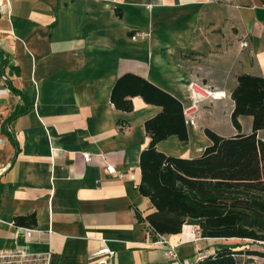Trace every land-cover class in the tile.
I'll return each mask as SVG.
<instances>
[{
  "label": "crops",
  "instance_id": "crops-1",
  "mask_svg": "<svg viewBox=\"0 0 264 264\" xmlns=\"http://www.w3.org/2000/svg\"><path fill=\"white\" fill-rule=\"evenodd\" d=\"M125 72L183 107L191 81L222 93L199 102L195 123L185 122L187 142L171 134L156 143L166 154H200L211 143L206 127L250 132V116L238 117L240 130L232 124L230 93L239 74L264 76V0H8L0 12V249L50 251L47 263L32 264H99L105 255L91 252L102 246L115 252L104 264H175L172 245L192 264L220 240L240 239H193L190 220L152 238L139 221L137 213L155 210L137 188L150 141L144 121L161 106L136 95L131 111L117 109L110 92ZM31 213L34 226L14 224Z\"/></svg>",
  "mask_w": 264,
  "mask_h": 264
},
{
  "label": "trees",
  "instance_id": "trees-1",
  "mask_svg": "<svg viewBox=\"0 0 264 264\" xmlns=\"http://www.w3.org/2000/svg\"><path fill=\"white\" fill-rule=\"evenodd\" d=\"M161 106L144 121L149 144L140 151L139 192L147 196L155 210L139 221H147L152 238L181 231L186 221L198 224L204 237H238L264 243V139L257 130L264 128V76L242 73L230 96V119L240 130L239 116L251 117V131L221 135L206 127L211 140L200 154L181 157L156 147L159 140L176 134L187 142V128L181 102L146 78L125 72L117 77L110 101L120 110L131 111L132 96ZM16 225L32 227L35 214L16 216ZM241 243H222L192 264H240L238 254L264 252L242 249Z\"/></svg>",
  "mask_w": 264,
  "mask_h": 264
},
{
  "label": "built area",
  "instance_id": "built-area-1",
  "mask_svg": "<svg viewBox=\"0 0 264 264\" xmlns=\"http://www.w3.org/2000/svg\"><path fill=\"white\" fill-rule=\"evenodd\" d=\"M8 8V0H0V12L6 13ZM243 46L247 45V41L242 42ZM2 79H6V75H2ZM188 90L192 95V99L189 105L183 107V114L185 117V122L187 124L195 123V113L198 110L199 102L206 98H217L221 97L222 93L219 91H213L210 89L203 88V86L197 82L191 81L188 83ZM83 157L85 161L89 162L92 159V154L89 152H83ZM105 168L108 172L114 171L113 164H106ZM193 239L200 238V228L198 224L195 225L192 230ZM114 250L110 249L108 246H102L97 250L91 252L94 256L105 255L97 259V263L104 264L107 259L114 255ZM166 254L174 260L175 264H189L188 261L179 262L178 256L174 250V246L170 245L166 249ZM50 251H44L40 253H32L23 248H12V249H0V264H32L35 262L49 261Z\"/></svg>",
  "mask_w": 264,
  "mask_h": 264
},
{
  "label": "rangeland",
  "instance_id": "rangeland-1",
  "mask_svg": "<svg viewBox=\"0 0 264 264\" xmlns=\"http://www.w3.org/2000/svg\"><path fill=\"white\" fill-rule=\"evenodd\" d=\"M221 243H241L242 249H253L264 252V243L253 242L250 239H225L220 240L218 244ZM240 264H264V257L261 255H250L246 253H241L237 255Z\"/></svg>",
  "mask_w": 264,
  "mask_h": 264
}]
</instances>
